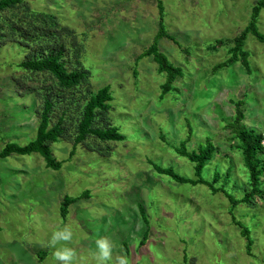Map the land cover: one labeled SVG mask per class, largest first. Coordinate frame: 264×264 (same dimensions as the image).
Masks as SVG:
<instances>
[{
	"label": "rangeland",
	"instance_id": "obj_1",
	"mask_svg": "<svg viewBox=\"0 0 264 264\" xmlns=\"http://www.w3.org/2000/svg\"><path fill=\"white\" fill-rule=\"evenodd\" d=\"M23 3L54 15L73 35L66 39L65 67L78 61L87 83L53 108L51 122L63 107L71 110L64 137L49 147L57 170L35 153L0 157V264H58L47 242L64 226L73 232L67 246L75 249L76 264H95L98 236L113 241V262L124 255L130 264H264V173L247 203L230 204L225 195L239 200L250 187L224 129L237 109L245 129H264L263 45L248 29L236 62L219 66L250 19L251 29L264 35V0ZM2 14L12 21L22 16L18 9ZM153 48L176 69L165 91L155 54H146ZM25 54L0 38V150L34 138L40 94L55 92L47 74L20 82L14 64ZM105 86L108 111L95 125L117 128L122 139L88 136L73 147L84 88L94 93ZM207 142L213 152L201 177L211 188L153 171L157 166L194 180L182 154H195ZM64 198L74 202L62 217Z\"/></svg>",
	"mask_w": 264,
	"mask_h": 264
},
{
	"label": "trees",
	"instance_id": "obj_2",
	"mask_svg": "<svg viewBox=\"0 0 264 264\" xmlns=\"http://www.w3.org/2000/svg\"><path fill=\"white\" fill-rule=\"evenodd\" d=\"M13 9H18L22 16L16 17L13 21L6 19L2 13ZM251 27L252 23L250 19L244 31L232 39L231 53H229V57L219 64V66L225 68L236 62V51L241 53L237 50V47L241 46L248 29H250L254 37L263 45L264 49V35L251 29ZM2 33L4 36L0 37L1 39L4 38L17 44L26 52L24 59L14 64L15 69L20 71V82L24 80L28 81L30 77L28 74H47L53 82L51 87L53 88L54 86L55 92L53 95H49L47 90L40 94L41 106L37 113L38 122L35 127L34 138L24 146L6 143L0 150V157L4 158L10 154L23 156L35 153L43 159L46 168L57 170L59 163L54 161L49 147L57 139L64 137L67 129L66 125H64L65 118L71 115V110L69 111L68 106L63 107L58 112V116L54 118V122H51V119H53V108L55 104L59 103V99L64 93L72 89H77L82 84L87 83V74L82 68L78 67V61L72 64L73 66L69 70L65 67L66 59L63 58L66 45L69 43L66 39H71L73 35L69 34L68 31H63V28L60 27L54 15L43 11L36 12L27 7L23 3V0H0V35ZM227 43L230 44L231 41H227ZM73 45L75 46V43ZM152 53L155 54L153 61L156 62L157 71L164 74L165 82L162 88L165 91L167 85L175 77V73H170V71L175 72L176 69L166 62L165 58L157 53L154 48L148 49L146 52L148 55ZM240 60L243 61V58ZM24 93L28 94V87L24 90ZM83 93L85 98L83 99V104L74 125L72 146L74 147L76 144L81 143L88 136H92L101 141L121 140L122 137L117 133V128L109 124L107 126L95 125V122H101L103 116L107 114L108 102L110 101L108 87H102L94 93L88 92L84 88ZM68 111L70 112L69 114ZM241 119L242 113L237 109L234 119L225 128L230 130L232 138L237 142L236 151L240 154L242 168L247 173L250 191L246 192L244 197L239 200H233L231 196L225 195L230 200L231 205L247 203L249 198L257 191L256 181H258V176L264 173V158L261 155L258 133H253L251 130L245 129L240 124ZM70 152L72 154V151ZM212 152L210 144L207 142L202 150L199 147L195 154H182L192 164L194 180L177 176L170 169H162L157 166L152 169L155 173L166 175L176 183L201 184L210 187L201 177V171L205 163L210 161ZM258 166L261 167V171L258 170ZM211 182H216L215 177L212 178ZM211 190L215 193L219 188ZM73 202L74 199H63L62 207L60 208L62 217L65 215L68 204Z\"/></svg>",
	"mask_w": 264,
	"mask_h": 264
},
{
	"label": "clouds",
	"instance_id": "obj_3",
	"mask_svg": "<svg viewBox=\"0 0 264 264\" xmlns=\"http://www.w3.org/2000/svg\"><path fill=\"white\" fill-rule=\"evenodd\" d=\"M72 239L73 232L71 228L69 226H64L54 231L51 238L48 240L47 247L54 249L52 256L58 264H76L77 253L75 249L67 246ZM57 245L62 246L57 247ZM114 247L113 241L108 237L98 236L95 240V250L91 253V257L95 261V264H130L128 257L124 255L116 257L113 262Z\"/></svg>",
	"mask_w": 264,
	"mask_h": 264
},
{
	"label": "crops",
	"instance_id": "obj_4",
	"mask_svg": "<svg viewBox=\"0 0 264 264\" xmlns=\"http://www.w3.org/2000/svg\"><path fill=\"white\" fill-rule=\"evenodd\" d=\"M241 120H242V119H241ZM224 129H227V128L224 127ZM228 130H229V129H228ZM228 130H227V131H228ZM226 137H227V143H232V148H233L234 150H236L237 142H236L235 139L232 138V135L230 134V131H229V133L227 134ZM225 155H226V154H224L223 156H224V157H227V156H225ZM228 156H230V157L232 156V158H234V157H233V154L230 155V154L228 153ZM240 158H241V156H240Z\"/></svg>",
	"mask_w": 264,
	"mask_h": 264
},
{
	"label": "built area",
	"instance_id": "obj_5",
	"mask_svg": "<svg viewBox=\"0 0 264 264\" xmlns=\"http://www.w3.org/2000/svg\"><path fill=\"white\" fill-rule=\"evenodd\" d=\"M258 136L261 155L264 158V129L259 132Z\"/></svg>",
	"mask_w": 264,
	"mask_h": 264
}]
</instances>
